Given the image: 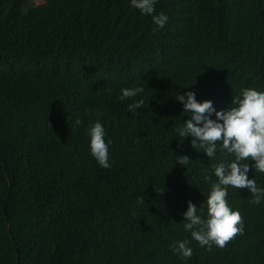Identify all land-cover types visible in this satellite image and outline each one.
<instances>
[{
    "label": "trees",
    "instance_id": "1",
    "mask_svg": "<svg viewBox=\"0 0 264 264\" xmlns=\"http://www.w3.org/2000/svg\"><path fill=\"white\" fill-rule=\"evenodd\" d=\"M155 12L161 29L129 0H0V264H264V201L246 189L227 186L244 228L223 248L183 230L211 164L233 157L172 131L188 118L176 93L222 110L241 88L264 91V0H157ZM132 86L144 88L135 112L118 99ZM95 120L112 140L107 169L88 153ZM248 178L264 187V173ZM183 239L187 260L169 248Z\"/></svg>",
    "mask_w": 264,
    "mask_h": 264
},
{
    "label": "clouds",
    "instance_id": "2",
    "mask_svg": "<svg viewBox=\"0 0 264 264\" xmlns=\"http://www.w3.org/2000/svg\"><path fill=\"white\" fill-rule=\"evenodd\" d=\"M157 0H129L131 8L141 15L150 16L157 29H161L168 21L163 12L156 13ZM144 91L142 86L124 87L120 89V101L131 100L127 104L129 112L143 109L144 100L135 99ZM175 101L182 105L183 122L177 124L173 133L179 137L180 143L190 138V147L201 152L207 158L215 157L217 149L221 153L231 155L233 159H223L211 164V174H205L208 194L201 202L204 207H197L191 201L186 202V210L181 214L183 230L189 233L199 247L211 250L213 246L223 248L235 234L243 232V221L238 210L228 204L227 186L235 189H246L251 194L250 201L258 205L264 201V187L257 186L256 180L248 178L250 169L264 173V91L255 88H241L237 95L231 96V107L217 110L211 100L197 101L193 91L176 93ZM79 116L73 120V128L81 125ZM88 137V153L99 165L107 169L109 163V147L111 138H107L105 127L99 120L93 121L86 129ZM187 156H180L177 162L187 164ZM211 176L216 179L211 180ZM143 201L138 197L137 204ZM200 203V204H201ZM189 240H176L169 244L174 255L187 260L192 256Z\"/></svg>",
    "mask_w": 264,
    "mask_h": 264
},
{
    "label": "rangeland",
    "instance_id": "3",
    "mask_svg": "<svg viewBox=\"0 0 264 264\" xmlns=\"http://www.w3.org/2000/svg\"><path fill=\"white\" fill-rule=\"evenodd\" d=\"M46 0H29L31 5H41L45 3Z\"/></svg>",
    "mask_w": 264,
    "mask_h": 264
}]
</instances>
